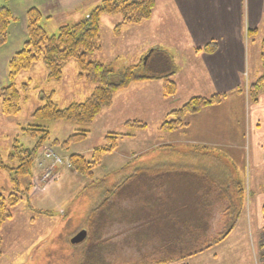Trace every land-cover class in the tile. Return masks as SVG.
I'll return each mask as SVG.
<instances>
[{
  "label": "rangeland",
  "instance_id": "rangeland-1",
  "mask_svg": "<svg viewBox=\"0 0 264 264\" xmlns=\"http://www.w3.org/2000/svg\"><path fill=\"white\" fill-rule=\"evenodd\" d=\"M41 1L0 0V7H8L14 16L8 41L19 39L23 34V15L28 8H37ZM91 1L97 3V0ZM96 3L91 7L88 0H69L66 5L57 3L58 12L46 30L55 34L64 21L73 23L85 18L84 13ZM38 9L43 15L41 24L44 26V19L49 16ZM107 16L110 18L103 23L104 27L101 23V35L103 29L111 28L114 38L110 56L118 53L125 39L121 38L123 30L118 36L114 34L121 18ZM105 39L101 36L102 49L108 43ZM112 64L110 66L119 73L120 62L115 59ZM78 72L72 61L65 66L61 82H49L44 65L38 62L17 78L18 85L32 79V89L23 96L22 110L17 115H5L0 101V152L3 158L10 153L14 138L25 147L35 145L34 139L21 132V128L29 124L41 123L48 127L51 141H64L83 127L32 117L33 111L42 104L39 98L42 91H55L54 101L61 108L84 101L88 97V87L94 84L79 80ZM8 83L7 73L5 85ZM158 119L159 116L148 119L150 127L141 129L138 138H122L117 149L106 153L95 166L92 177L61 166L56 173H50V170L45 173L44 167L48 163L39 158L45 150L53 148L61 155L81 154L91 161L94 149L105 145V130L111 126L110 120L107 122L103 118L94 120L87 138L73 144L68 151L51 146V141L45 144L40 150L34 177L22 178L19 188L6 171L0 170V192L7 195L18 191L22 196L20 204L12 210L13 218L0 228L3 243L0 264H264V230L258 239L250 237L249 221L245 222L252 207L253 224L258 226L254 201L263 190L261 177L264 175L254 173L255 168L249 165L246 157L244 161L230 159L228 148L214 151L223 165L221 175H214L219 178L214 184H209V179H213L212 169L207 171L205 166L188 168L183 162L191 161L189 157L177 158L180 163L174 171V167L170 168L174 159L164 148L165 143L157 142L161 145L153 147V141L159 140ZM120 130L123 127L110 132ZM167 166L172 170L163 172L162 168ZM140 168L143 172L138 174ZM130 175L136 178L128 179ZM123 184V189L116 188ZM237 185L245 197L239 217H236L240 204ZM95 208L98 214L91 223ZM198 218L205 221H197ZM232 228L219 246L195 253ZM82 229L88 231V238L74 242ZM177 237L180 240L173 242Z\"/></svg>",
  "mask_w": 264,
  "mask_h": 264
},
{
  "label": "crops",
  "instance_id": "crops-1",
  "mask_svg": "<svg viewBox=\"0 0 264 264\" xmlns=\"http://www.w3.org/2000/svg\"><path fill=\"white\" fill-rule=\"evenodd\" d=\"M68 1H41L42 4L37 8L45 16H49L44 19L45 28L58 12L56 4L66 5ZM100 2L101 0H97V3L88 0L89 7L96 3L90 10ZM27 10L23 15V34L19 39H13V42L8 41L0 49V87L7 80L11 57L23 47L26 40ZM89 12L86 11L84 15ZM109 18L107 15L102 17L103 27V23ZM110 30L111 28L102 30V38L105 39L106 36L105 40L110 45H103L102 51L95 56L97 60L114 65L112 63L117 59L122 69L151 57L157 50L164 51L172 59L174 72L171 78L177 84V92L173 96L165 97L163 81L160 79L133 82L118 91L112 106L96 117L95 120H110L111 126L105 133L116 131L121 126L123 130L119 132L131 134L130 138L136 139L142 130H130L126 123L142 121L147 124V129L150 127L147 120L159 116V140L153 141V147L161 145L157 142H164L172 147L166 150L175 161L177 158L180 160L189 157L191 161L183 162L188 168L205 166L207 171L212 169L213 179H209V184H214L215 179H219L214 175H221L222 172V162L214 152L220 148L229 149L230 159L234 157L244 161L246 157L249 165L255 168L254 173L264 175V93L256 102L251 101L248 94L250 83L262 74L260 46L264 40V0H157L151 19L139 25L125 26L121 37H124L125 43L116 55L113 53L108 56L114 38L111 37ZM254 30L256 33L252 32ZM210 43L216 44L212 52L205 50ZM93 89V85L88 87V96ZM215 93L225 95L223 101L190 115L186 126L174 131L160 129L161 123L172 110L180 108L192 97L211 96ZM114 117L115 121L112 120ZM196 157H201L202 160L198 161ZM261 184L263 190L258 195V200L254 201L259 217L258 226L253 224L252 207L248 216H245V222L249 221L250 237L257 239L261 230H264L263 176ZM240 191L236 217L241 215L245 198ZM227 236L228 234L225 238ZM221 242L209 249L219 246Z\"/></svg>",
  "mask_w": 264,
  "mask_h": 264
},
{
  "label": "trees",
  "instance_id": "trees-1",
  "mask_svg": "<svg viewBox=\"0 0 264 264\" xmlns=\"http://www.w3.org/2000/svg\"><path fill=\"white\" fill-rule=\"evenodd\" d=\"M156 2L157 0H101L85 18L77 22L62 24L55 34H50L41 24L43 15L38 8L32 7L27 11L26 40L23 47L12 56L8 63L9 83L0 88L2 112L5 115H17L21 112L22 99L31 91L32 79L20 85L16 83V80L23 72L30 71L38 62H41L46 69L47 81L61 82L64 78L65 66L73 61L79 69L78 79L94 84V89L84 101L73 102L64 108L59 107L54 101L55 91L40 92L39 98L42 104L33 111V118L37 120L66 121L80 124L83 127L76 130L64 141L58 139L51 141L49 128L41 123L29 124L21 128L24 135L35 140V145L28 148L18 138H14L8 156L3 158L0 152V170L6 171L11 176L16 188L20 187L22 178L34 177L35 165L40 150L45 144H50L51 141V146H58L63 151H68L73 144L84 141L90 133L89 127L96 117L104 109L112 106L118 91L127 88L133 82L160 79L163 81V95L165 97L176 94L177 84L171 78L174 72L172 59L164 51L157 50L151 57L143 59L135 65L122 68L119 73H116L115 68L95 58L102 51L101 19L104 15L119 16L121 18V21L114 28V34L118 36L125 26L139 25L151 19ZM13 20L12 11L6 6H1L0 46L7 43ZM252 32L256 33L255 30ZM215 45V43H210L205 47V50L212 52L215 50ZM260 59L262 74L248 86V94L253 102H256L260 95L264 93V40L260 46ZM224 97L225 95L219 93L211 96L192 97L180 108L172 110L167 115L161 124V129L163 131H174L186 126L190 115L208 106L221 103ZM126 124L130 130H144L147 127V124L142 121H128ZM124 137H131V134L108 132L105 136V145L94 149L91 161L81 154H71L70 159L73 168L79 174L92 177L94 175L93 169L101 163L102 157L106 153L115 151L119 146V141ZM164 148L169 150L172 147L165 145ZM174 152L172 151V153ZM43 157L44 154H41L39 159ZM178 163L180 161L173 160L170 168L174 167V171H176ZM170 168L167 166L166 169L162 168V170L163 172H169L172 170ZM141 172L143 170L138 169L137 173L141 174ZM132 178H136V176L130 175L128 177V179ZM123 186L124 184L118 185L116 188L123 189ZM21 200L22 196L18 191H13L7 195L0 192V228L6 221L13 218L12 210L20 204ZM97 212L98 210L95 208L91 215V223H94ZM229 231L221 238L215 239L202 247L199 251H195V253L203 252L221 242ZM179 237L174 239L173 242L180 240ZM87 238L88 231L84 240ZM2 246V239H0V258L3 254Z\"/></svg>",
  "mask_w": 264,
  "mask_h": 264
},
{
  "label": "built area",
  "instance_id": "built-area-1",
  "mask_svg": "<svg viewBox=\"0 0 264 264\" xmlns=\"http://www.w3.org/2000/svg\"><path fill=\"white\" fill-rule=\"evenodd\" d=\"M41 161L48 163L46 167H44L45 173L48 170H50V173L54 172L58 166L72 167V162L68 156L60 155L52 149H47ZM41 161L39 160V162Z\"/></svg>",
  "mask_w": 264,
  "mask_h": 264
},
{
  "label": "water",
  "instance_id": "water-1",
  "mask_svg": "<svg viewBox=\"0 0 264 264\" xmlns=\"http://www.w3.org/2000/svg\"><path fill=\"white\" fill-rule=\"evenodd\" d=\"M86 235H87V231L86 230H82L81 232H79L75 236L74 242H78V241L84 240Z\"/></svg>",
  "mask_w": 264,
  "mask_h": 264
}]
</instances>
